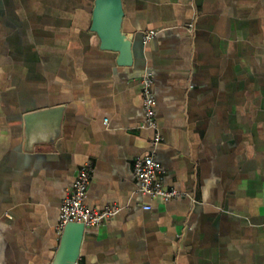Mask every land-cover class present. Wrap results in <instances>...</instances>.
<instances>
[{
    "label": "crops",
    "instance_id": "1",
    "mask_svg": "<svg viewBox=\"0 0 264 264\" xmlns=\"http://www.w3.org/2000/svg\"><path fill=\"white\" fill-rule=\"evenodd\" d=\"M94 8L0 0V264H51L85 163L86 205L119 212L85 228L77 264H264V0H121L127 54L103 48ZM147 71L159 179L185 192L169 201L138 193L132 174L152 135ZM56 107L58 133L43 119L26 149L24 115Z\"/></svg>",
    "mask_w": 264,
    "mask_h": 264
},
{
    "label": "built area",
    "instance_id": "2",
    "mask_svg": "<svg viewBox=\"0 0 264 264\" xmlns=\"http://www.w3.org/2000/svg\"><path fill=\"white\" fill-rule=\"evenodd\" d=\"M191 30L192 24L186 26ZM159 30L150 29L143 33V41L148 42L158 34ZM139 87L142 96V110L144 120L142 128L152 132L149 150L146 154L133 160L132 174L137 181V192L151 198H161L169 201L185 195V192L175 188H165L159 179L163 169L156 158V149L162 141L159 124L156 118V97L153 91V77L147 71L139 78ZM107 123V120H104ZM92 177V168L85 163L77 170V174L66 190L60 204L59 219L55 225L56 233L60 236L67 223H82L85 227L99 226L109 221L119 212V207L104 206L90 208L85 203L86 193ZM149 209V205H143Z\"/></svg>",
    "mask_w": 264,
    "mask_h": 264
},
{
    "label": "water",
    "instance_id": "3",
    "mask_svg": "<svg viewBox=\"0 0 264 264\" xmlns=\"http://www.w3.org/2000/svg\"><path fill=\"white\" fill-rule=\"evenodd\" d=\"M121 15V0H95L93 30L100 37L103 48L114 49L121 54H127L128 44L124 41L125 36L120 34ZM105 17H108V27L105 25ZM110 39L115 40L119 45L111 42L112 40ZM60 112L61 107H56L24 115L26 149L30 150L36 142L34 140L35 123L43 119H51L55 125L53 135L55 136L58 133ZM85 228L82 223L76 222H70L65 225L51 264H77Z\"/></svg>",
    "mask_w": 264,
    "mask_h": 264
}]
</instances>
